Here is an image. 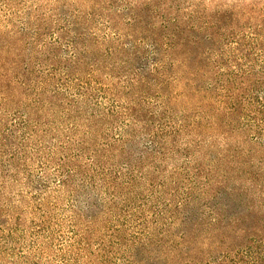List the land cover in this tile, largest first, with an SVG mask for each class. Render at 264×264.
<instances>
[{"label": "rangeland", "instance_id": "rangeland-1", "mask_svg": "<svg viewBox=\"0 0 264 264\" xmlns=\"http://www.w3.org/2000/svg\"><path fill=\"white\" fill-rule=\"evenodd\" d=\"M163 8L171 16L180 13V24L190 21L189 25H196L195 30L203 37L198 76L209 78L207 87L215 89L218 98L197 103L198 97L204 100L208 93L200 91L198 97L190 98L194 93L184 83L187 73L178 74L183 83L173 86L177 117L170 124L180 132L164 143L161 157L149 159L151 163L141 169L143 180L129 188L122 185L127 178L113 186L109 181L116 177V167L122 170L129 162L130 153L136 159L145 148L150 137L141 134L143 129L129 138L126 151L106 153L95 180L86 184L76 171L78 175L68 188L62 185L57 163L49 159L71 152L59 147L76 120L47 105L39 112V123L27 118V129L11 127L13 113L4 116L3 124L0 118V137H8L6 150L14 155L16 164L11 167V157L0 153V264H98L95 255L99 243L86 234L84 224L93 215L101 217L100 204L110 192L119 195L116 201L120 207L124 200H131L132 219L146 218L149 232L154 234L167 228L179 234V219L187 213L205 223L215 215L223 224L236 223L227 231L240 232L245 244L260 240L262 247L248 253L257 251L260 264H264V0H0V77L15 81L23 69L30 70L33 74L26 85L35 84L30 93H39V81L55 72L68 80L98 77L109 86L117 83L113 91L124 97L99 92L102 109H119L126 105L129 88L115 79L126 69L115 49L109 17L143 14L146 9L158 16L164 13ZM75 22L80 24V32L63 31L68 26L74 28ZM216 26L220 28L211 33ZM71 39H78L80 44L69 45ZM232 93L239 95V112L229 111L234 107L227 99ZM21 99V112L26 115L32 98L28 93ZM130 125L123 117L107 123L98 141L114 143L116 148L121 145L118 139H127L124 130ZM109 135L116 140H109ZM76 163L86 164L84 160ZM88 169L92 173V168ZM3 170L7 177H3ZM152 175L154 181L149 180ZM120 223L113 224L127 229ZM93 230L104 232L99 224ZM135 230L131 229L132 233ZM132 233L128 230L126 235L130 247L137 245ZM85 239L88 244L83 243ZM179 251L183 255L177 257L165 252L164 247L160 256H152V264L183 262L188 251L184 247ZM127 254L122 252L112 259L124 264Z\"/></svg>", "mask_w": 264, "mask_h": 264}, {"label": "trees", "instance_id": "trees-1", "mask_svg": "<svg viewBox=\"0 0 264 264\" xmlns=\"http://www.w3.org/2000/svg\"><path fill=\"white\" fill-rule=\"evenodd\" d=\"M163 11L164 13H159L158 16L152 10L146 9L143 14L136 12L130 15L116 14L109 17L112 24L111 28L114 29L115 34V49L123 57L121 60L122 67L126 69V73H119L115 79L120 84H126V88H129L127 97L125 96L126 105H120L119 109H102L100 102H98V98L102 97L99 96V92L124 97L121 96V92L113 91L114 87H117V83L109 86L108 83L98 77L86 76L68 80L64 77H57L55 72L50 77L39 81L41 85L39 93H30L31 90H34L35 84L26 85V82L31 78L33 72L25 70L23 67H21L23 71L20 74L22 80L12 81L8 76L0 77L1 124L4 123L5 115L10 116L13 113L14 122H10L11 127L16 129L23 126L24 129H27V118L39 123V112L43 110L44 105L61 110L70 119L76 120L75 127L68 129L69 134H65L62 145L59 147L64 151L71 152L67 155L61 154V157L56 160L54 158L49 159V162L57 163L63 186L71 188L69 182L77 177L76 171L82 175L86 184L95 180L103 166V161L106 159V153L114 149L126 151L130 142L129 138L136 137L141 129H143L141 134L144 133L150 137L145 148L140 151V155L136 159H133L130 153L129 162L122 165V170L118 169L119 166L116 167V177H113L109 183L113 186V184H117L118 180L122 181V178H127L128 180H125L122 185H129L127 187L129 188L132 185H137L139 180H143L141 169L148 162L151 163L149 159L161 157L164 154V143L180 132V129H175L170 124L177 117L173 107L176 103V98L172 94L173 86L175 83H183L178 74L187 73V75L184 74V83L186 87H189L190 92L194 93L190 98L198 97L196 93L200 91L208 93L207 97H203L204 100L198 97L197 103L218 98L215 96L218 95L216 90L207 87L210 84L209 78L205 79L203 76H198L201 67L197 65V61L199 52L201 55L203 37L195 30L196 25H189L190 21H184L186 25L180 24L181 21L177 17L180 13L173 15L175 17L172 18L173 16L168 13V9ZM174 21L176 23L171 24ZM72 26L74 28L68 26L63 28V31L75 34L80 32L78 22L72 23ZM218 28L220 27L216 26L211 33L216 32ZM61 39L67 38L62 37ZM68 43L77 46L80 41L71 39ZM182 67L184 68L183 72L181 71ZM49 87H52L51 91H48L47 88ZM28 93L32 98L30 101L32 107L29 113L24 115L21 112L24 107L21 97L28 95ZM227 99H230L234 105L229 111L239 112L240 98L238 93L228 95ZM220 101L227 103V100ZM198 108L201 109V112H205L201 104L198 105ZM119 117L129 119L131 122L130 127L124 130L127 139H118L116 142L121 143V145H117L116 148H114V143H100L98 134L100 138H103V127ZM191 121L192 125H196L193 119ZM101 123L103 126L100 132ZM108 139L116 140L110 135ZM9 146L8 137H0L1 155L11 157L8 164L11 167H16L14 155L6 150ZM76 160H84L86 164L80 165L76 163ZM43 164L45 165L46 162ZM88 167L92 168V173ZM7 175L8 173L3 170V177H7ZM154 178L152 175L149 180L154 181ZM111 188L113 190V187H108V189ZM109 196L106 200L99 197V201L103 199V202L106 203L100 204L101 217L93 215L84 224L88 230L86 234L92 236L99 243V251L95 255L98 258V264H116L112 256L116 257L122 252L128 253L123 259L124 264H152V256L155 258L160 256V249L164 247L165 252L173 253L177 257L183 255L179 251L180 247H184L188 251L183 262L177 264L261 263L257 251L248 253L254 247L261 248V241L255 239L247 241L248 244H245L239 237L242 235L240 232L231 234L227 231L232 223L223 224L216 215L208 223H205L203 219L194 220L189 213L183 214V217L179 219L181 221L179 234L170 233L168 228L162 233L154 234L149 232L150 228L146 218L135 216L136 219H132L134 215L130 204L131 200H124L120 207L116 201L119 195L110 192ZM217 215L219 216V213ZM158 216L159 214L155 213V217ZM115 221L121 222L120 224L125 225L127 229L115 227L113 224ZM96 224L104 229L103 233L98 234V230L97 233L94 232L93 229ZM236 225L235 223L232 227ZM133 228L137 229L133 231L134 233L131 231ZM128 230L132 233L134 243L137 244L134 247H130L128 244L126 236ZM83 243L88 244L86 239L83 240ZM128 247L129 250L123 251V248ZM244 247L245 249H242ZM217 252H220L219 256L215 255Z\"/></svg>", "mask_w": 264, "mask_h": 264}]
</instances>
